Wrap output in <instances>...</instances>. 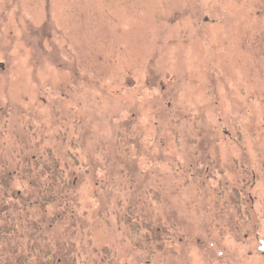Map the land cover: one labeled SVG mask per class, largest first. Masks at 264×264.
I'll list each match as a JSON object with an SVG mask.
<instances>
[{
	"label": "rangeland",
	"instance_id": "obj_1",
	"mask_svg": "<svg viewBox=\"0 0 264 264\" xmlns=\"http://www.w3.org/2000/svg\"><path fill=\"white\" fill-rule=\"evenodd\" d=\"M155 3L0 0V167L49 184L24 142L64 156L72 264H264V0Z\"/></svg>",
	"mask_w": 264,
	"mask_h": 264
},
{
	"label": "trees",
	"instance_id": "obj_2",
	"mask_svg": "<svg viewBox=\"0 0 264 264\" xmlns=\"http://www.w3.org/2000/svg\"><path fill=\"white\" fill-rule=\"evenodd\" d=\"M63 121L67 123L66 119ZM30 125L33 123L30 122ZM53 132L54 142L57 143V139L65 140L68 129L59 123L54 126ZM45 138L40 136L35 142L25 141L24 149L27 153L33 149L49 156V184H38L36 177L31 179V184L21 186L22 189L14 187L15 184H10L8 165L0 167V264H61L62 261L72 264L77 245L82 253L91 251L92 237L86 211L80 212L77 186L60 179L63 170L67 169L64 156L57 153L58 149L54 154L52 147L45 145ZM12 139L15 146L19 141L18 135L12 133ZM2 148L5 150L3 145ZM12 153L16 159L23 151L14 147ZM22 160L29 161L28 157ZM228 219L229 223L225 224L233 225V216ZM55 228L58 232H54ZM56 233H60L61 238ZM99 252L107 254L106 246L94 248L92 253L96 256ZM68 256L69 261L66 259Z\"/></svg>",
	"mask_w": 264,
	"mask_h": 264
},
{
	"label": "bare ground",
	"instance_id": "obj_3",
	"mask_svg": "<svg viewBox=\"0 0 264 264\" xmlns=\"http://www.w3.org/2000/svg\"><path fill=\"white\" fill-rule=\"evenodd\" d=\"M122 3L124 4H127V2L131 1V0H120ZM159 0H156V3L155 4H152L150 7L151 8V11H152V16L154 17L155 21L156 22H159V23H162V21L164 20L165 18V13H163V9H164V4L161 6L159 5L157 2ZM164 2L166 3L167 0H164ZM128 5V4H127ZM155 7H156V11H155ZM128 10H133V7L128 5L127 7Z\"/></svg>",
	"mask_w": 264,
	"mask_h": 264
},
{
	"label": "water",
	"instance_id": "obj_4",
	"mask_svg": "<svg viewBox=\"0 0 264 264\" xmlns=\"http://www.w3.org/2000/svg\"><path fill=\"white\" fill-rule=\"evenodd\" d=\"M260 250H264V240L261 241Z\"/></svg>",
	"mask_w": 264,
	"mask_h": 264
}]
</instances>
